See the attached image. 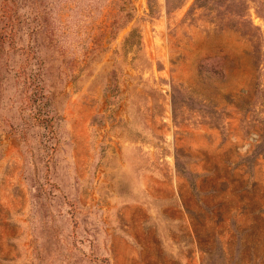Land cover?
<instances>
[{"label": "rangeland", "instance_id": "obj_1", "mask_svg": "<svg viewBox=\"0 0 264 264\" xmlns=\"http://www.w3.org/2000/svg\"><path fill=\"white\" fill-rule=\"evenodd\" d=\"M0 264H264V0H0Z\"/></svg>", "mask_w": 264, "mask_h": 264}]
</instances>
